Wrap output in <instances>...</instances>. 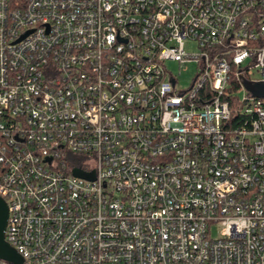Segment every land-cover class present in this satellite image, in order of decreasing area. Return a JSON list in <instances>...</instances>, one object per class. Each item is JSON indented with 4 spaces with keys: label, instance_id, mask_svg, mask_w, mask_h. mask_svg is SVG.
<instances>
[{
    "label": "built area",
    "instance_id": "1",
    "mask_svg": "<svg viewBox=\"0 0 264 264\" xmlns=\"http://www.w3.org/2000/svg\"><path fill=\"white\" fill-rule=\"evenodd\" d=\"M168 60L196 63L186 89ZM244 83L264 85V0H0L20 264H264V94Z\"/></svg>",
    "mask_w": 264,
    "mask_h": 264
},
{
    "label": "water",
    "instance_id": "2",
    "mask_svg": "<svg viewBox=\"0 0 264 264\" xmlns=\"http://www.w3.org/2000/svg\"><path fill=\"white\" fill-rule=\"evenodd\" d=\"M247 90L252 92L254 95L264 94V85L261 83H255L253 85L244 83ZM72 174L79 177L91 179L93 178L92 173H85L79 169H73ZM7 218V207L4 200L0 197V258L14 264H20V255L9 246L4 240V229Z\"/></svg>",
    "mask_w": 264,
    "mask_h": 264
},
{
    "label": "rangeland",
    "instance_id": "3",
    "mask_svg": "<svg viewBox=\"0 0 264 264\" xmlns=\"http://www.w3.org/2000/svg\"><path fill=\"white\" fill-rule=\"evenodd\" d=\"M184 45L187 52H195V47L192 43L187 42ZM164 65L166 69L175 75L177 79L176 88L180 90L186 89L189 86L191 79L196 73V63L193 61H189L183 65H178L176 62L168 60L165 61ZM210 236L212 238L220 237V227L218 225H213L210 227Z\"/></svg>",
    "mask_w": 264,
    "mask_h": 264
}]
</instances>
